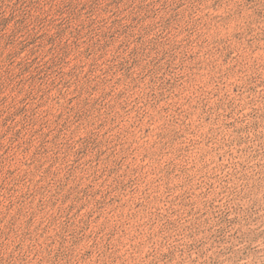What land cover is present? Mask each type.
<instances>
[{
	"label": "rangeland",
	"instance_id": "374dc122",
	"mask_svg": "<svg viewBox=\"0 0 264 264\" xmlns=\"http://www.w3.org/2000/svg\"><path fill=\"white\" fill-rule=\"evenodd\" d=\"M0 264H264V0H0Z\"/></svg>",
	"mask_w": 264,
	"mask_h": 264
}]
</instances>
